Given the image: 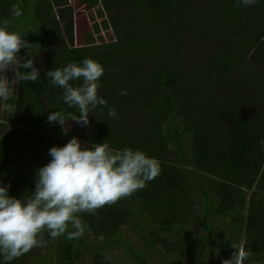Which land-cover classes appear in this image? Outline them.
<instances>
[{
    "label": "trees",
    "instance_id": "16d2710c",
    "mask_svg": "<svg viewBox=\"0 0 264 264\" xmlns=\"http://www.w3.org/2000/svg\"><path fill=\"white\" fill-rule=\"evenodd\" d=\"M237 4L0 0V22L6 19L8 30L30 43L20 50L21 62L34 56L40 70L39 81L16 85L6 102L15 110L0 122V179L10 182L8 194L30 197L36 169L51 160L48 142L43 148L33 142L36 132H54L57 146L66 144L60 137L66 133L86 146L107 142L114 149H138L160 163L159 175L143 189L94 215L78 214L85 225L79 239L48 236L49 252L39 262H26L27 253L9 264H82L87 251L95 252L88 264H112L101 252L115 245L123 246L136 264H154L124 238L125 229L147 250H178L180 258L167 264H201L191 249L182 248V234L216 245L222 256L212 264L231 258L228 244L240 235L249 257L264 256V0ZM84 58L103 66L98 96L115 108L119 119L98 106L90 109L89 126L69 120L62 130L48 121L49 113L79 115L78 108H69L63 90L45 72ZM121 90L127 94L119 95ZM17 126L31 137L16 135ZM18 144L28 153L33 149V155L21 154ZM198 195L206 237L185 225ZM213 214L230 216L223 243L212 237ZM68 230L75 229L70 225ZM0 264L5 262L0 259Z\"/></svg>",
    "mask_w": 264,
    "mask_h": 264
},
{
    "label": "clouds",
    "instance_id": "9594fccd",
    "mask_svg": "<svg viewBox=\"0 0 264 264\" xmlns=\"http://www.w3.org/2000/svg\"><path fill=\"white\" fill-rule=\"evenodd\" d=\"M249 6L256 0H238ZM15 16L22 15L19 7ZM8 21L0 22V100L8 101L15 93L16 85L40 80V70L34 66V56L21 62L20 50L30 46L22 35L8 30ZM30 69V71H21ZM9 72L11 79H9ZM104 74L103 66L92 58L80 63L70 62L62 68L45 72L52 84L63 90L62 99L69 108H78V113H49L50 123L61 125L75 121L80 126H89L90 109L103 106L108 116L119 119L115 108L98 96L99 79ZM82 81L75 85V81ZM119 95H126L121 90ZM11 113L14 106H6ZM67 117V119H66ZM264 146V141H261ZM51 160L36 169L35 187L30 197L17 198L8 194L10 182L0 179V256L5 264L27 254L46 241L40 238L48 231L55 239L67 235V239H79L85 225L78 214H95L105 205H112L122 198L146 187L160 173V163L141 150L129 147L114 149L107 142L82 146L72 137L63 146H52L48 150ZM74 231H69V226ZM235 251L222 264H244L249 252L243 245H232Z\"/></svg>",
    "mask_w": 264,
    "mask_h": 264
},
{
    "label": "rangeland",
    "instance_id": "374dc122",
    "mask_svg": "<svg viewBox=\"0 0 264 264\" xmlns=\"http://www.w3.org/2000/svg\"><path fill=\"white\" fill-rule=\"evenodd\" d=\"M30 15V13H27V17ZM9 79H11V73L9 72ZM15 90V88H14ZM6 102L8 101H3L0 100V122L1 121H7L10 112L7 110V104ZM15 128V127H14ZM16 129V128H15ZM24 129V130H23ZM16 135H19V137L24 134L25 136L28 135V138L31 137V133L26 131L25 128L23 127H18L16 129ZM34 137L32 138L34 143H39L40 148H43L45 146V141L48 142L49 148L52 146H57L55 140L56 136L54 132L49 131V132H36L33 134ZM60 137L67 143L70 137L67 136L66 133L61 134ZM82 144V142H81ZM82 146H86L85 144H82ZM21 145L19 144L15 147L16 150L21 151L23 155H28L31 154L33 155L34 150L30 151L28 153V150L26 147H23V149L20 148ZM13 148V147H12ZM23 150V151H22ZM14 151V150H13ZM16 154V153H15ZM17 155V154H16ZM19 156V155H18ZM17 156V158H18ZM43 156V155H42ZM249 202V195H247L246 200H245V208L241 211V214H244L245 209L248 206ZM203 202L202 198L198 195L195 196V203L190 210V214L188 218L185 220V225L188 229H191L196 235L199 237L203 236L206 237L207 234L204 231L202 224H201V216L203 213ZM230 216H224V217H219L217 215H211L209 217V223L211 227V232H212V237L213 239L216 240V242L223 243V239L225 238V235L229 233L230 229ZM124 238L138 251H140L142 254H144L150 261H152L154 264H167L171 260H176L180 258V252L178 250H175L173 253H160L157 250H147L142 242L139 240V238L132 233L129 230H124ZM50 236L48 231L45 230L42 232L40 238L46 241V237ZM183 241L180 243L182 245L183 249H191L190 251L193 252V259L196 262H199L201 264H212L216 261L217 258L222 256V253L220 252V249L218 247L208 241H203L201 239L196 238V242H193L192 239L189 237L183 235ZM194 239V238H193ZM175 241V240H174ZM97 242V240L93 241ZM236 245L237 247L241 246L244 244L243 237L241 235L239 236V239L234 243L233 241H230V245L232 246ZM230 245L228 244L229 249L231 250V253L235 251L234 248H230ZM194 246V247H193ZM165 246L161 245L160 249H164ZM49 245L46 243L42 247H35L31 251L28 252L29 256H25L26 262H28L30 259L35 262H39L40 259L48 254L49 252ZM95 252L93 251H87L84 253L81 257V262L82 264H88L92 261L94 258ZM101 255L103 258L108 259L112 264H136L129 256L125 254L124 247L121 245H115L110 248H108L105 251L101 252ZM1 261H3V258H1ZM16 264H20V262H16ZM244 264H264V256L253 259L248 256V258L244 261Z\"/></svg>",
    "mask_w": 264,
    "mask_h": 264
},
{
    "label": "crops",
    "instance_id": "0c3cea01",
    "mask_svg": "<svg viewBox=\"0 0 264 264\" xmlns=\"http://www.w3.org/2000/svg\"><path fill=\"white\" fill-rule=\"evenodd\" d=\"M16 87V86H15Z\"/></svg>",
    "mask_w": 264,
    "mask_h": 264
}]
</instances>
